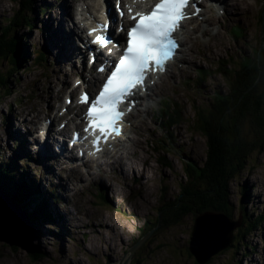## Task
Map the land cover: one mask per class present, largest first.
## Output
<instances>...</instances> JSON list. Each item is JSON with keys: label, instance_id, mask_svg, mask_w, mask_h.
<instances>
[{"label": "rangeland", "instance_id": "obj_1", "mask_svg": "<svg viewBox=\"0 0 264 264\" xmlns=\"http://www.w3.org/2000/svg\"><path fill=\"white\" fill-rule=\"evenodd\" d=\"M66 1L35 0L34 3L37 4L33 8L34 3H32L33 10L29 13V16L34 18L33 26L29 30L27 28L15 30L23 37L22 45L26 52L24 62L18 70L9 75L8 62L0 61V75L6 76L5 81L9 87L8 92H3L0 88V163L13 161L15 158L21 159L18 161L21 166L26 162L30 169L26 175L31 176L34 173L37 177L36 182H42L40 187L46 189L48 195L46 203L56 205L58 215L64 219L67 230H63L62 223H59L60 220L56 215L51 220L57 222L35 223L34 225L41 226L39 231L35 230V233L33 231L32 239L34 247L39 251L36 254L39 256L36 257L35 253L30 254L25 249L0 241V264H107L109 260L121 258L137 243L136 240L140 235L146 229H151L152 224L156 222H159L157 226L151 229L146 237L144 236L143 242L133 253L132 263L197 264L195 257L188 249V242L196 215L193 212L196 206L193 200L202 199L203 195L200 193L195 195L194 188L198 189L195 186L200 187V184L197 179L194 180L193 175V177L189 176L187 163L192 162L196 166H203L208 144L193 126V120L196 117L194 108L205 106L212 95H224L229 91L221 74L216 72L221 71L220 62L223 64L224 61H228L229 67H225V70L228 71L229 68L230 74L236 66H239L236 59L242 56L249 60L256 59V52L262 45L259 14L263 9L264 0H239L240 8L230 13L228 24L218 25L217 22L213 24V27H218V32H211L213 36L209 34L207 36L213 37L216 42V45L212 47L213 50L205 52L204 57L195 59L189 64L190 66L185 64L184 51L180 52L178 60L172 63L166 74L160 76L156 84L151 87V93L154 92L155 95L152 101L149 99L150 108L146 109L147 100L140 101V108L126 122V138L116 144L112 154L123 152L121 148L130 146L131 140L135 138H138L135 141L136 150H140L136 143L144 144L150 149V156L146 158L148 163L144 166L147 175L145 190L150 196L145 195L149 204L143 213L146 215L140 217H137L134 208L137 209L142 201L137 191L143 183L134 182L132 173L123 182L124 184H121L122 179L116 182L108 179L95 180L90 177L91 173L99 172L96 164H100L102 159L106 164L103 163L101 167L111 171L113 166L110 160L111 155L105 154L91 163L83 158L76 160L72 157V159L67 158L68 163H64L61 161L63 157L59 158V154L49 158L50 155L47 152L43 154L42 151L33 150L34 144L40 142V139L46 135L47 141L56 140L63 148L67 147L68 132L66 127L59 133L55 131L61 118L53 110L56 111L61 107L66 95L65 91L78 74H82L86 79L93 76L92 71L82 65V61L85 63L86 60L85 52L80 55L81 58L77 59L76 63L68 62L62 70L61 68L57 70L59 62L57 56L50 55L51 51H56L57 45L52 39H48L50 26L47 27L44 19L49 15L60 17L58 14L62 10L60 5L65 4ZM229 2L234 10L233 0ZM0 4V23L3 25L6 23L3 20L12 16V11L17 10L18 5L13 0H1ZM202 6H204L202 11L204 19L207 15L203 14V12L206 13L207 2ZM1 8L5 11L1 12ZM73 14L72 12L71 15ZM217 15L219 19H223L226 13L220 14L217 11ZM67 17L66 21H69V16ZM69 23L77 30L76 35L73 36V41L76 42L81 35L80 30L73 23ZM196 23L199 24L200 20L197 17L192 18V23H185L182 31L190 29ZM53 25V28L58 30L57 24ZM232 25H238L241 28L242 37L237 39L233 36L230 31ZM43 30L46 32L45 35L42 33ZM184 35L185 32L181 37ZM200 36L203 38L202 34ZM184 47L186 48L187 45ZM40 51L46 58H41ZM259 61L264 68V49L260 51ZM72 64H75L73 72L69 70ZM198 69L207 71L205 80L199 81L200 74L196 72ZM179 70H182L180 75H178ZM94 82L93 76V81L88 87H91ZM173 84H177L175 87L178 92L173 90ZM196 84L198 87H195ZM161 99H166L169 104H163ZM174 103L180 106L182 117L176 125L163 129L156 119V112L160 106L171 110ZM41 113L47 116L42 120L43 126L40 127L39 136L36 137L37 132L31 129L30 119ZM143 121L149 125V129L142 128L143 133L138 134ZM230 123L232 120H229L228 124ZM179 129L183 132L179 133ZM16 131L20 134L19 136ZM63 131H66L61 135L63 140L57 139L55 135L58 136ZM170 131L172 138H169ZM43 146L45 149L44 144ZM49 146L48 142L46 146L48 151ZM67 151L70 150L67 149ZM249 157L244 167L229 182L226 207L232 220L242 219L241 214L256 217L263 212L264 146ZM24 160L27 161L24 162ZM139 167L142 168L143 165L139 164ZM19 170L23 171L22 168ZM19 175L25 179L24 173ZM50 188L54 191H50ZM178 196H180L179 202L170 211L162 210L164 203L175 201ZM118 199H122L123 202H119ZM126 202H130L132 207ZM112 206H117L113 207L115 211H111ZM187 206L190 207L189 210ZM51 209L55 211L53 207ZM129 213L134 217L130 219ZM170 213H179L180 218L176 222L165 224ZM105 214L109 215L107 221L111 223V228L104 232L107 235L103 239L95 231L98 228L93 227V224L103 221L102 216ZM239 228L240 226L234 231ZM65 231L67 233L64 234ZM59 236H61L60 239H58ZM234 242L237 241L234 240ZM244 243L247 244L245 248L243 244L240 248H237V245L225 248L202 264H264V223L248 233Z\"/></svg>", "mask_w": 264, "mask_h": 264}, {"label": "trees", "instance_id": "obj_2", "mask_svg": "<svg viewBox=\"0 0 264 264\" xmlns=\"http://www.w3.org/2000/svg\"><path fill=\"white\" fill-rule=\"evenodd\" d=\"M13 2L18 5L17 10H13V15L3 20L6 22L5 24L0 23V61L8 62L7 72L9 75L18 70L26 57L22 45L23 37L21 34L18 35L15 30L20 28L29 30L33 26L34 18L32 19L29 13L37 4L34 3L35 0H13ZM32 3H34L33 8ZM263 9L259 14L262 45L256 52V59L249 60L244 56L236 59L239 66H236L230 74L229 68L228 71L225 70V67H229L228 61H224L223 64L220 62L221 71L217 70L216 72L221 74L229 91L224 95H212L209 103H206L205 106L194 108L196 117L193 120V126L208 144L203 166H196L192 162L187 163L189 176H194V180L197 179L200 184V187L195 186L198 189L194 188V193L203 195L202 199L193 200L196 204L193 212L196 215L204 211H213L231 217L226 207V204L228 205L229 182L244 167L245 162L250 158L249 155L264 146V68L259 61L260 51L264 49ZM230 31L235 38L242 37V30L239 26H233ZM40 54L42 59L46 58L43 52L40 51ZM204 71V69L196 71L200 74L199 81L206 79L207 71L205 74ZM5 80L6 76L0 75V88L3 89V92H8L9 87ZM195 87L198 85L196 84ZM161 102L165 105L169 104L166 99H161ZM172 107L171 110H168L165 106H160L156 112V119L163 129L176 125L182 117L180 106L174 103ZM229 120H232V123L228 124ZM243 127H247V129H243ZM171 133L170 131L169 138H171ZM19 160L21 159L15 158L13 161L0 163V188L3 189L2 186H5L3 190L9 195L10 200L16 202L22 210L27 212L32 224L39 221L49 223L51 211L46 203V189L40 187V181L36 182L37 177L34 173L25 179L19 175L20 173L26 175V172L30 171L25 162L29 159L24 160L23 166L18 164ZM20 168H22V172L19 170ZM50 191L53 192L54 189L50 188ZM179 198L180 196L175 201L164 203L162 210L170 211L179 202ZM187 209L189 210L190 207L187 206ZM262 211L256 217L241 214L240 228L233 231L234 239L227 248L234 245L240 248L242 244L244 248L247 246L244 243L245 236L254 231L256 226L264 223V208ZM179 218V213H170L165 224L176 222ZM158 223L152 224L151 229L155 228ZM151 229H146L136 242L146 236ZM49 230L53 232L52 229ZM37 256L39 255L36 254Z\"/></svg>", "mask_w": 264, "mask_h": 264}, {"label": "bare ground", "instance_id": "obj_3", "mask_svg": "<svg viewBox=\"0 0 264 264\" xmlns=\"http://www.w3.org/2000/svg\"><path fill=\"white\" fill-rule=\"evenodd\" d=\"M109 1L110 0H67L65 4L62 5V3H61V5H60V7L62 9L58 12V14H60V17H57V15L53 16V17L51 15H49L46 19H44L46 24H47V27L50 26L49 27L50 28L49 33H48V35H49L48 39H52L57 45L55 47L56 51L54 50V51H51V53H50V55L57 56V58L59 59V62L57 64V70L60 68L62 70V68H64V66L66 64H68V62L74 63V61H75V63H76V60L77 59L79 60L81 58L80 55H81L82 51L80 50V47H81L80 42L76 43L73 41L74 40L73 36H74V34L76 35L77 30H76V28H72L71 24L69 23V22H71L75 26H78V23L83 20V18L78 19V16H76V13H75L76 9H78L79 7H81V9H83L84 6H87V7L90 6V7H92L91 12H93L95 14V16H97V13H99V17L105 18L104 15L100 12V9L103 7V5L108 6ZM225 1L226 0H209V2L207 3L206 9H205L206 13L203 12V14H207L206 17L204 19L201 18L202 12L198 16L200 23H204V24H200V23L197 24L196 23L190 29H187L183 32L181 31L179 33V36H180V35H182V33L185 32L184 37H178V40H179L180 46H181L179 52L184 51L183 52V54L185 55L184 61H185V64H187L188 66H190L189 64H191V62H193L195 59L200 58V57H204L205 52L212 51L213 50L212 47L216 45L214 38L211 37V36H213L211 34V32L212 33L218 32V27L217 26L213 27V24H215V22H217L218 25L222 24V23L228 24L229 17H231L230 13L234 12V11L236 12V11H238V8H240L239 0H233L232 7H234V10L229 5L231 3V2H229L230 0H228L226 2ZM0 3H1V0H0ZM48 5H51V3H48ZM0 7H1V4H0ZM220 9H221L222 13H226V16L223 19H219V17L215 15V12L219 11ZM4 11L5 10H3V8H1V12H4ZM72 12L74 13L73 16L71 15ZM84 14L85 13H81V15H84ZM67 15L69 16V21H66V19L68 18ZM190 19H189V21H187V23L188 22L192 23V21ZM64 20H65V22H64ZM53 24H57L56 27L58 30L53 28V26H54ZM206 31H207V33H206ZM200 34L203 35V38H201ZM208 34L211 36L207 37ZM184 45H187V47L185 48ZM58 55H59V57H58ZM74 65L75 64H72V66H70V69H69L72 72H73ZM166 72L164 74H166ZM181 73H182V70H179L178 75H180ZM204 74H205V71H204ZM173 76H176V75H173ZM87 84H88V82H87ZM175 86H177V84H173V90L178 92V89ZM149 93H150V95L147 94L148 97L144 98V101L147 100V108H146L147 110L150 108V104H151L149 99H151V101H152L153 100L152 98L155 95L154 92L151 93V91H150ZM53 111L55 112V109ZM43 113H45V112H43ZM43 113L38 114L34 118L30 119V122L32 123L31 129H33L35 132H37L36 137L39 136L40 127L43 126L42 120L45 118V116H47L46 114H43ZM53 116H55V115H53ZM140 127L141 128L139 129L138 134L143 133L142 128L149 129V125L146 124L145 121L141 122ZM41 130H43V129H41ZM63 132H66V131H63ZM178 132L180 133L183 131L179 129ZM16 133H18V131H16ZM19 135L20 134L18 133V136ZM172 137H173V135H171V138ZM125 138H126V135L123 137V140ZM46 139H47V135L45 136L44 140L46 141V146L48 145V142H49L50 146H49V151L46 148L45 152H47L50 155L49 158L50 157L54 158L55 155H58V153L56 151L52 150V149H54L56 141L52 140V139L47 141ZM136 139H138V138L131 140L130 146L129 145L123 146V148H121V149H123V152L122 151L116 152L114 154H112L113 152H110V154H111L110 160H111L112 165H113L111 171H107L103 167H101L102 164H96L97 165L96 168L99 169V172L96 174L91 173L90 177H91V179H95V180L96 179H98V180L108 179V180H115L116 182H118L120 179H122L121 184H124L123 182L126 181V179L129 177V174L132 173L134 182L138 183L139 181H141L140 183L141 184L143 183L142 187L139 189V191H137V193L141 197L140 200H142V201L139 203V207L137 209L134 208V211H135L137 217H140L142 215H146L143 213L146 210V206L149 204V201L146 200V195H145V194H148L150 196L149 192L147 190H145L147 175H146V171L144 169V166H145V164L148 163L146 158L150 156V154H149L150 149L147 148L144 144L136 143V145L140 149L139 151L136 150L135 149ZM113 140L115 141L114 138H113ZM35 144H37V143H35ZM38 144H39V142H38ZM181 147H182V145H181ZM35 148H36V145L34 146V149ZM60 156L61 155L59 154V158H60ZM62 157H63V159L61 161H63L64 163H68L67 158L69 156H67L66 154L63 153ZM152 161H154V160H152ZM139 164L143 165V167L140 168ZM87 166L90 167V165H88V164H87ZM107 167H109V166H107ZM25 178H28V175H25ZM150 178H152V177L150 176ZM41 184H42V182H41ZM18 186L20 187V185H18ZM2 187H3V189L5 188L4 185ZM3 189L0 188V199L7 204V207L10 211L11 216L14 217L15 219H17L18 221L22 222V223L25 222V219L28 218L27 212L25 210H22L16 202L11 201L9 195ZM112 190H113V188H112ZM162 198H163V195H162ZM118 200H119V202H123L122 199H118ZM126 203L132 207V204L130 202H126ZM53 205L54 204H52V203L51 204L48 203V208L51 211V218H53L56 215L60 220L59 223H62L63 230H67L66 226L64 224V219L63 218L61 219L59 217L57 207H56V205L55 206H53ZM51 207H53L55 211H53L51 209ZM113 207H117V206H112L111 211L116 210ZM129 217L131 219L134 216L130 215V213H129ZM107 218H109V215L105 214L104 216H102L103 221H100L98 223L93 224V227L98 228L95 231H97L98 235L101 236L103 239L107 235L104 232L109 231V229L111 228V226H110L111 223L110 224L108 223ZM28 220H29V218L26 221L27 223L30 222ZM52 221L54 223L56 220H50V222H52ZM15 229L17 232L24 230L23 228L18 227V226H15ZM40 229H41V226H36V225L33 226L34 233H35V230L37 232ZM65 233H67V231H65L64 234ZM61 236H59L58 239H60ZM94 249H96V247H94ZM207 249H208V246L206 244H203V250H207Z\"/></svg>", "mask_w": 264, "mask_h": 264}, {"label": "snow or ice", "instance_id": "obj_4", "mask_svg": "<svg viewBox=\"0 0 264 264\" xmlns=\"http://www.w3.org/2000/svg\"><path fill=\"white\" fill-rule=\"evenodd\" d=\"M189 3L190 0H159L150 12L138 11L136 16L139 19L127 31L126 47L121 49L123 54L111 69L99 94L94 100H90L87 94L81 97L83 103H90L85 113L89 120L85 132L91 129L90 135L94 137L92 143L97 150L102 138L106 141L113 132L119 135L116 122L124 113L117 110L118 105L132 94L131 90L138 83L144 84L149 62H153L162 71L165 61L174 56L178 45L173 33L180 26V21L185 19L184 8ZM97 30L106 33L107 25H98L92 31ZM93 43L104 47L111 40L106 35H97ZM100 71L105 69L102 67ZM97 132L100 135H96Z\"/></svg>", "mask_w": 264, "mask_h": 264}, {"label": "water", "instance_id": "obj_5", "mask_svg": "<svg viewBox=\"0 0 264 264\" xmlns=\"http://www.w3.org/2000/svg\"><path fill=\"white\" fill-rule=\"evenodd\" d=\"M27 219L22 223L12 217L7 204L0 199V241L10 246L25 249L30 254H36L39 251L38 249L36 250L32 241L34 224L31 222L27 223ZM240 224L241 218L232 220V218L223 213L213 211L198 213L194 217L188 242V249L195 257L196 262L202 264L218 251L227 248L233 241V231ZM15 226L21 227L25 231L17 232ZM145 237H142L135 245L128 249L121 258L109 260L107 264H133L132 255ZM203 244L208 246L207 250H203Z\"/></svg>", "mask_w": 264, "mask_h": 264}]
</instances>
